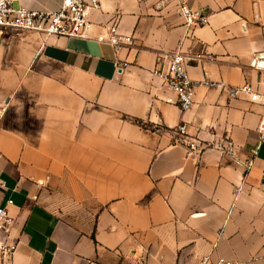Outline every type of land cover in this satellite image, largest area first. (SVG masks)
Masks as SVG:
<instances>
[{
    "label": "crops",
    "instance_id": "1",
    "mask_svg": "<svg viewBox=\"0 0 264 264\" xmlns=\"http://www.w3.org/2000/svg\"><path fill=\"white\" fill-rule=\"evenodd\" d=\"M186 1L208 24L187 28L177 0H102L89 40L0 35V207L16 220L0 264H264V105L227 89L264 94V0ZM114 22L132 44L96 41ZM175 52L196 85L187 112L154 75ZM181 125L235 157L189 152Z\"/></svg>",
    "mask_w": 264,
    "mask_h": 264
},
{
    "label": "built area",
    "instance_id": "2",
    "mask_svg": "<svg viewBox=\"0 0 264 264\" xmlns=\"http://www.w3.org/2000/svg\"><path fill=\"white\" fill-rule=\"evenodd\" d=\"M18 0H0V35L5 31L17 30L35 32L49 37H64L76 39H91V30L93 23L90 20L91 12L98 10L102 0H63L61 8L57 12L31 11L25 8H16L15 3ZM179 3V12L184 19L187 28L205 26L208 24V18L203 11L192 9L186 0H177ZM97 42L106 43L119 49L123 46L132 44L133 38L123 36L119 33V26L116 22L111 23L107 35L96 38ZM186 58L181 52H175L167 56V62L164 68H156L154 75L162 80L164 85L171 90L177 97V102L182 112L189 111L194 104V95L196 85L191 79L187 70ZM251 66L264 72V59L254 58ZM128 67L127 63L117 66V70L122 72ZM232 96L241 94L252 103H261L264 105V94L255 91L252 86L245 85L234 90L228 87ZM260 140L264 142V117L259 125ZM176 134L182 137L181 141L188 148L189 152L202 153L206 150H216L222 155L234 158L237 152L236 144L230 139H222L218 142L205 143L191 138L187 133L185 125L176 129ZM253 161L249 160L245 167L250 170ZM9 205L13 202L9 201ZM16 224L15 218L6 208L0 207V234L9 237ZM16 250L15 245L7 242H0V254L2 257H10ZM87 264H95L88 262ZM202 264H235L225 258L219 257L215 262L209 258H204Z\"/></svg>",
    "mask_w": 264,
    "mask_h": 264
},
{
    "label": "water",
    "instance_id": "3",
    "mask_svg": "<svg viewBox=\"0 0 264 264\" xmlns=\"http://www.w3.org/2000/svg\"><path fill=\"white\" fill-rule=\"evenodd\" d=\"M259 58H260V59H264V56H263V55H260Z\"/></svg>",
    "mask_w": 264,
    "mask_h": 264
}]
</instances>
